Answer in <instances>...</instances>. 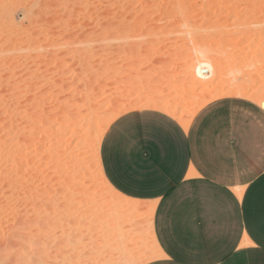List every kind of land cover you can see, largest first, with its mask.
<instances>
[{
    "label": "rangeland",
    "instance_id": "rangeland-1",
    "mask_svg": "<svg viewBox=\"0 0 264 264\" xmlns=\"http://www.w3.org/2000/svg\"><path fill=\"white\" fill-rule=\"evenodd\" d=\"M205 59L214 80L188 86ZM239 88L264 94V0H0V264L157 257L151 201L102 179L103 135L132 107L185 115Z\"/></svg>",
    "mask_w": 264,
    "mask_h": 264
},
{
    "label": "crops",
    "instance_id": "crops-1",
    "mask_svg": "<svg viewBox=\"0 0 264 264\" xmlns=\"http://www.w3.org/2000/svg\"><path fill=\"white\" fill-rule=\"evenodd\" d=\"M100 161L123 196L156 201L164 255L146 264H264L261 106L221 97L187 128L160 110L127 111L106 129Z\"/></svg>",
    "mask_w": 264,
    "mask_h": 264
},
{
    "label": "bare ground",
    "instance_id": "bare-ground-1",
    "mask_svg": "<svg viewBox=\"0 0 264 264\" xmlns=\"http://www.w3.org/2000/svg\"><path fill=\"white\" fill-rule=\"evenodd\" d=\"M18 49L19 48L17 46H12V47H9V48H3L1 50V52L4 53V54H6V53L13 54V53H16L18 51ZM189 71H190V73L191 72L192 73L191 74L189 73L190 75H188V77H186V80H185L186 84L188 86L189 85H196V84H205V85L211 84L212 81L214 80L215 75L217 74L216 68L213 66V64L210 62V60H206V59L202 60V61H196V62L192 63L191 69ZM222 95H224V93L216 92V96L217 97L205 102V104L210 102V101H213L215 99L220 98ZM202 96H204V94ZM227 96L243 97L245 99H248V100L256 103V105H259L262 108H264V94H260V93L258 94V93L253 92V91L249 92V91H247V88L234 89V90H232L230 92V95H227ZM205 104H203V105H205ZM147 105H148L147 109L163 110L164 112L168 113L173 119H175V120H178V119L180 120L181 119V124H182V126L184 128L188 127L191 118L195 115V113L197 111V110H195L193 112H189V113H186L184 115L177 108H174L173 110H171L168 106L159 105L157 102L149 103ZM136 107L137 106H135L134 108L132 107V109H130V111L136 110L137 109ZM199 107H202V105H200ZM2 120H3V118H2ZM4 120H5V118H4ZM111 122H109V123H111ZM109 123H106L105 125H108ZM6 126H8V125H6ZM3 129H5V128H3V126H1L0 130H3ZM95 155L97 157L100 155L98 150L95 153ZM99 170L101 171V173L103 175L102 169L99 168ZM102 179H103L104 182H107L106 177L104 175L102 176ZM238 195L240 196V193H238ZM127 198H128L127 199V204H126L127 207H129L130 210H135V209L138 210L139 207H140L139 203L141 201H143V200L136 199V198H131V197H127ZM155 205H156V201L155 202L151 201L150 203H148L147 207L144 208V213H143L144 217L143 218H146L145 220H149V224H150L149 228L151 229V241L150 242L152 244L150 249H148V250L146 249L145 253L150 251V250H152L155 253L154 255H156L158 257V256H163L164 253L161 250V248L159 247V245L157 243V240H156V237L154 236V233H153V218L152 217H153ZM131 213H133V212H131ZM112 220L114 221V222H112V226L114 228H115V226H120L121 224H123L125 222V219L123 220L121 215H114ZM71 222H72V220H71ZM76 227H77V225H76ZM105 227L107 228L108 224L105 225ZM124 228H125V226L122 228V231H119L120 228H117V230L119 231L118 232V237L119 238H121L123 236V234H125L127 229L124 230ZM137 231L138 230H136V232ZM106 234L107 235L104 236V238H105L104 240L103 239L99 240V242H101L100 245L103 248L104 253L111 252V251H116L117 247L115 245H112V248H110L109 244H107V243H110L111 241H114L113 239H115V237L109 235L107 232H106ZM132 240H134V241H132ZM132 240L130 241L129 246L134 247V245L138 244L139 238H134ZM113 246H115V247H113ZM107 255H109V254H105V256H107ZM133 257H135V256H132V254L130 253V255L126 256V259L124 261H122L121 264H132ZM149 261H150V259L148 257H146V258L143 259L142 262H140L138 264H146ZM106 262H107V259H104V258H102V259L96 258V261L94 260V258H92V260H91V264H98V263L107 264ZM133 262H134V260H133ZM111 264H119V263L117 262V263H111Z\"/></svg>",
    "mask_w": 264,
    "mask_h": 264
}]
</instances>
